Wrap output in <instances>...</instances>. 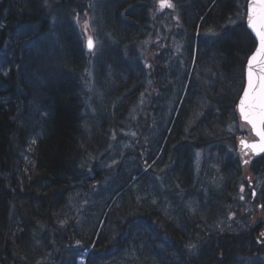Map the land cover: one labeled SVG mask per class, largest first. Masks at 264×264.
<instances>
[{
  "label": "trees",
  "instance_id": "16d2710c",
  "mask_svg": "<svg viewBox=\"0 0 264 264\" xmlns=\"http://www.w3.org/2000/svg\"><path fill=\"white\" fill-rule=\"evenodd\" d=\"M173 1L181 12L185 51L192 52L193 42L207 48L201 59L198 54L196 76L177 92L180 106L162 130L160 152L154 153L156 145L147 151L137 145L127 153L143 166L135 170L137 177H147L152 158L170 169L168 195L186 204L181 200V213L171 218L146 198L134 201L131 177L123 183L115 177L101 196L108 208L85 229L72 217L67 197L78 188L90 190L86 176L119 134L112 103L145 78L151 97L163 89L160 55L152 57L148 46L158 30V0H0V264H104L112 249L125 244L145 261L138 264H148L157 242L170 250L155 264H242L264 254V220L249 218L243 230L225 225L239 182L261 183L253 204L264 205V154L248 166V180L238 146L244 133L232 128L244 66L256 43L244 21L246 0ZM83 9L93 11L92 26L105 41L93 63L96 77L98 66L108 62L113 82H122L101 108L90 104L84 85L91 63L77 17ZM119 57L128 70L118 66ZM129 106L121 105L122 117ZM33 136L32 163L24 165L23 151ZM195 149L205 151L199 179ZM209 152L215 159H207ZM94 175L101 185L102 174ZM196 199L202 215L189 211L192 203L200 206Z\"/></svg>",
  "mask_w": 264,
  "mask_h": 264
},
{
  "label": "rangeland",
  "instance_id": "374dc122",
  "mask_svg": "<svg viewBox=\"0 0 264 264\" xmlns=\"http://www.w3.org/2000/svg\"><path fill=\"white\" fill-rule=\"evenodd\" d=\"M171 3L174 7H165L161 9L160 0H158L157 7L153 12V18L157 23L158 30L154 39L148 44L149 47H153V50L149 51L152 57L160 55L159 59L163 66V73L161 76L163 89L155 94L154 97H151L147 93L151 86V82L145 78L146 82L144 85L142 82H140L139 85L133 84L128 91L122 92L123 96L117 97L116 101L112 104L113 108L115 106L118 107L116 114L119 121V124H117V131L120 136L117 134L113 141H110L111 143L108 150L103 152L104 154L101 153L99 155L97 165L94 166L95 171L91 173L89 177L86 176L85 182L90 185H88L90 190L85 191L84 189L78 188L67 197L69 209L72 211V217L75 215L78 216L79 218L76 223L80 224V226H84L85 229L90 228L89 226L92 223L90 219L99 222L105 211L106 205L108 208L110 203L107 204L105 199L101 196L106 192V186H111L114 183L115 177L119 178L118 183H123L127 176L131 177L130 184L133 186L135 195L134 201L139 202L142 198H146L150 204H156L159 209H164L166 215L171 218H176L178 217L177 215L181 213V200L184 205L186 204V199L183 200L177 197L176 199L178 202L176 204L170 195H168V189L173 187L174 180L171 176L172 173L169 171L170 169L166 170V167L160 166L159 160L152 158L151 162L147 165V177H137L134 174L135 170L137 168H143V166L139 163L140 159H138L133 152L127 153L128 149L134 150L137 145L139 147L145 145L148 147L146 151L151 149V145H156L154 153L157 154L160 152V141L164 139L162 130L167 126V119L174 111V106L177 107L179 105L175 100L178 97L177 92H182L187 77L196 76L195 69L198 66L197 57L200 56L201 59L203 53H205L204 50L207 48L202 42H193L194 47L192 52L185 51L186 37L182 30L181 12H178L173 0H171ZM77 17L81 21L84 40L87 36L93 39L94 49L91 56H93V58H95L94 61H96L102 53V46L105 41L100 39L98 30L92 26V20L94 21L95 18L93 11L83 9L77 13ZM169 51L171 52L170 56L168 53ZM141 54H143V52H141ZM137 55H139V50H137ZM141 59L145 61V56L142 55ZM116 63L119 64L118 66H122L128 70V66L123 63L121 57H119V61ZM110 67L108 62L105 64L104 68L103 66H98L97 77L96 72L90 69L88 78L84 81L85 89L89 93L90 104L96 108H101V106L105 107V105H102L103 99L108 96V93L114 92L117 86L122 85L120 81L113 82L114 78L112 79L109 74V71H111L109 70ZM120 80H122V78ZM115 84L117 85L116 87ZM131 89H134L133 94ZM192 89L193 87L191 91H193ZM191 91H189V98L193 95ZM126 102L130 104L129 110H125L124 117H122L120 107ZM185 104L191 109L192 106L188 100ZM146 121H148V125L142 127V125H145ZM38 123H40V121ZM136 128H139L140 131ZM232 128L234 130L238 129L247 135L251 134L250 127L241 120H238ZM35 140L36 138H34V136L31 137L26 149L23 151L22 158L24 165L32 163V152ZM157 146H159L158 149ZM243 152V150L240 152L242 160ZM204 155L205 151L201 149H195L193 152L196 179L200 177L199 171ZM207 159H215V156L209 152L207 154ZM119 164H121L120 170H118ZM164 165L166 166V164ZM123 171L124 173L122 174ZM166 171H168V173ZM96 172H99L103 176L101 185L99 182H93L96 178L94 175ZM244 174L253 175L248 166L244 167ZM244 184H242V182L238 183L234 205L232 206L234 211H230V213L228 211V218L225 225L229 226L231 229L243 230L246 226V221L249 223V218L251 220L254 218V221L258 218L264 220L263 207H261V205L259 207L254 205L250 198V194L253 192L255 196L258 195L260 183L256 181V184L252 185L249 183V186L247 183V186H252L255 191ZM190 196L195 195L190 194ZM241 197H243V199H241ZM188 200L189 199H187V201ZM196 200L200 206H195V204L192 203L189 207V211L202 215L203 205L198 199ZM238 211H240V214ZM176 221V224L179 225L178 219ZM260 227H262V225H260ZM149 237L153 239L152 236ZM169 250L168 246L164 243L157 242L155 246L151 245L150 252L147 254L148 264H155L159 260L167 259L166 252H169ZM111 251L113 253L107 255V260H105L104 264L145 263L144 260H139V255L137 253H132V250L129 249V244H125V246L117 252L113 249ZM79 262L81 263L82 260ZM242 264H264V254L254 259H244Z\"/></svg>",
  "mask_w": 264,
  "mask_h": 264
},
{
  "label": "snow or ice",
  "instance_id": "6c2138e0",
  "mask_svg": "<svg viewBox=\"0 0 264 264\" xmlns=\"http://www.w3.org/2000/svg\"><path fill=\"white\" fill-rule=\"evenodd\" d=\"M165 7L172 8L174 5L171 0H160V8ZM246 18L247 27L254 34L256 43L255 50L247 61V85L242 89L237 109L240 119L250 127L258 139L253 142L241 139L240 144L243 149H250L252 153L259 154L264 153V0H249ZM93 46L94 42L89 37V49ZM244 154L247 155V152ZM244 163L248 161L245 160ZM260 235L264 237V232Z\"/></svg>",
  "mask_w": 264,
  "mask_h": 264
},
{
  "label": "water",
  "instance_id": "95a60500",
  "mask_svg": "<svg viewBox=\"0 0 264 264\" xmlns=\"http://www.w3.org/2000/svg\"><path fill=\"white\" fill-rule=\"evenodd\" d=\"M248 2H249V0H247V2H246V12H247V4H248ZM245 24H246V26H247V18H246V15H245ZM248 28V27H247ZM248 30L251 32V30L248 28ZM252 35H253V37H254V34L253 33H251ZM87 48H88V50H91V49H89V47H88V40H87ZM254 50H255V48H254ZM254 50H253V52H254ZM252 52V53H253ZM252 53L248 56V58L252 55ZM248 58H247V60H246V63H245V66H244V86H243V88L244 87H246V85H247V61H248ZM242 95V91H241V93H240V95H239V97ZM238 103H239V98H238V101H237V105H238ZM237 112H238V115H239V111H238V109H237ZM240 116V115H239Z\"/></svg>",
  "mask_w": 264,
  "mask_h": 264
},
{
  "label": "flooded vegetation",
  "instance_id": "af4514ba",
  "mask_svg": "<svg viewBox=\"0 0 264 264\" xmlns=\"http://www.w3.org/2000/svg\"><path fill=\"white\" fill-rule=\"evenodd\" d=\"M249 178L251 179V176H248V177H247L248 180H249ZM257 183H259V182L257 181ZM248 188H250V189L253 190L252 187H248ZM250 198H251L252 203H254L253 200H254V198H257V196H254V197H253V193H251V194H250ZM257 205H258V207H259L261 204L258 203ZM260 231H261V233H262V232H264V229L262 228ZM261 238H262V236H261ZM259 241H260V240H259ZM261 241L264 242V238L261 239Z\"/></svg>",
  "mask_w": 264,
  "mask_h": 264
},
{
  "label": "bare ground",
  "instance_id": "6f19581e",
  "mask_svg": "<svg viewBox=\"0 0 264 264\" xmlns=\"http://www.w3.org/2000/svg\"><path fill=\"white\" fill-rule=\"evenodd\" d=\"M89 55V54H88ZM89 57H90V63H91V65H90V68H89V71H90V69H93V63H94V58L91 56V55H89ZM89 73V72H88ZM87 78H88V74H87ZM86 78V79H87Z\"/></svg>",
  "mask_w": 264,
  "mask_h": 264
}]
</instances>
